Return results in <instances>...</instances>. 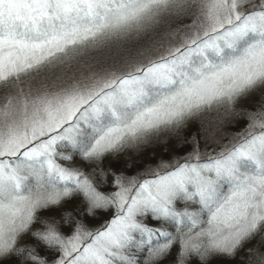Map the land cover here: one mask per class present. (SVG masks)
I'll return each mask as SVG.
<instances>
[{
  "label": "snow or ice",
  "instance_id": "6c2138e0",
  "mask_svg": "<svg viewBox=\"0 0 264 264\" xmlns=\"http://www.w3.org/2000/svg\"><path fill=\"white\" fill-rule=\"evenodd\" d=\"M0 264H264V0H0Z\"/></svg>",
  "mask_w": 264,
  "mask_h": 264
}]
</instances>
